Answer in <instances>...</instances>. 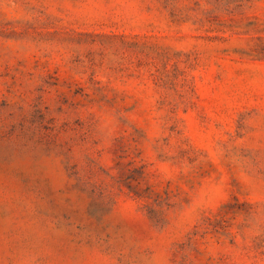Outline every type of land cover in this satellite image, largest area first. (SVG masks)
Segmentation results:
<instances>
[{
  "label": "rangeland",
  "instance_id": "obj_1",
  "mask_svg": "<svg viewBox=\"0 0 264 264\" xmlns=\"http://www.w3.org/2000/svg\"><path fill=\"white\" fill-rule=\"evenodd\" d=\"M0 264H264V0H0Z\"/></svg>",
  "mask_w": 264,
  "mask_h": 264
}]
</instances>
